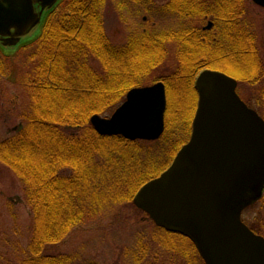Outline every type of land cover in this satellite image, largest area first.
I'll list each match as a JSON object with an SVG mask.
<instances>
[{
	"label": "trees",
	"instance_id": "16d2710c",
	"mask_svg": "<svg viewBox=\"0 0 264 264\" xmlns=\"http://www.w3.org/2000/svg\"><path fill=\"white\" fill-rule=\"evenodd\" d=\"M116 1L118 13L133 9L136 18L146 14L150 20L129 31L123 45L110 44L105 34L102 12L107 0H64L28 45L34 47L31 60L37 59L25 83L30 112L21 114L22 124L0 140V163L22 184L32 213L27 250L18 264H74L72 256L46 250L74 228L117 209L140 211L132 203L137 189L165 170L189 138L197 101L193 82L199 71L219 70L248 84L263 76L245 22L249 0H168L153 9L142 5L151 0ZM164 16L177 26L162 29ZM194 19L213 25L202 30L189 23ZM167 43L175 46L177 67L160 78L166 96L161 137L147 145L99 135L90 117L107 114L129 89L146 82L164 63ZM226 54L237 62L226 64L221 59ZM91 59L99 62L102 73L90 65ZM151 223L158 233L151 237L184 254L174 240L178 235ZM245 223L264 236L263 229Z\"/></svg>",
	"mask_w": 264,
	"mask_h": 264
},
{
	"label": "water",
	"instance_id": "95a60500",
	"mask_svg": "<svg viewBox=\"0 0 264 264\" xmlns=\"http://www.w3.org/2000/svg\"><path fill=\"white\" fill-rule=\"evenodd\" d=\"M57 0H0V43L12 52L35 35ZM264 8V0H251ZM13 30L14 33H10ZM237 82L204 69L194 80L197 95L188 141L170 165L132 198L155 226L187 238L204 264H264V237L241 220L264 190V120L236 93ZM161 81L130 89L108 118L90 117L101 136L156 140L164 130Z\"/></svg>",
	"mask_w": 264,
	"mask_h": 264
},
{
	"label": "rangeland",
	"instance_id": "374dc122",
	"mask_svg": "<svg viewBox=\"0 0 264 264\" xmlns=\"http://www.w3.org/2000/svg\"><path fill=\"white\" fill-rule=\"evenodd\" d=\"M116 2V0H107L103 8L102 20L110 44L120 46L125 43L129 31L139 27L142 17L145 19L143 23H148L150 20L146 14H141L136 18L133 9L130 11L121 9L118 13V9L114 5ZM166 3L167 0H155L150 4L142 2V5L153 9L161 8ZM247 3L245 22L248 31L254 36L257 55L263 65V76L254 84L237 82L236 93L249 108L256 111L264 120V9L252 5L251 2ZM164 18L165 24L161 26L162 29L177 26L173 19H168L169 17L165 16ZM206 21L194 19L189 23L193 27L200 28L206 24ZM43 24H40L37 30L41 31ZM165 48L164 63L151 71L146 82L135 87L149 86L162 81L160 78L167 77L176 70L175 46L167 43ZM33 52L34 47H29L13 54V56L6 53L8 58H4L0 54V140L9 137L22 124L21 114L30 112V102L25 90V83L37 62L35 58L31 60ZM221 59H224L226 64L231 65L237 62L235 59L229 58L227 54ZM90 65L98 73H102L99 62L91 59ZM182 91L185 92V88ZM126 93L110 112L98 116L110 117L125 100ZM173 94L175 97L176 93L173 92ZM179 95H177L178 102H180ZM158 139H137L134 141L144 142L148 145ZM151 151H153V155L155 153V156L158 153L156 148L151 149ZM261 198L241 213L242 221L263 229L260 232L264 231V197ZM151 222L148 215L142 211L120 208L115 210L113 215L74 228L59 244L48 248L46 254L60 253L72 256L74 264L88 262L96 264H204L194 245L182 235L173 233L182 237L181 239L175 236L174 240L180 251L185 254H183L184 256L175 253L174 247H167L168 244L164 243L160 244V240L151 237L153 233L158 234ZM31 224L32 213L23 196L22 184L9 168L0 163V264H18L19 258L27 250Z\"/></svg>",
	"mask_w": 264,
	"mask_h": 264
},
{
	"label": "flooded vegetation",
	"instance_id": "af4514ba",
	"mask_svg": "<svg viewBox=\"0 0 264 264\" xmlns=\"http://www.w3.org/2000/svg\"><path fill=\"white\" fill-rule=\"evenodd\" d=\"M32 2H33V4H34V6H35V8H37L36 9V12H38L39 11V9H38V6H39V4H40V2H39V0H31ZM151 1H155V0H151ZM168 1V0H167ZM250 1V0H249ZM62 2H64V0H57L56 1V4L52 7V9L54 8V7H56L57 5H59V4H62ZM252 3V2H251ZM252 5H254L253 3H252ZM254 6H256V5H254ZM258 7V6H257ZM52 9H49L47 12H45L44 13V15H43V17H42V21L44 22V21H47V19H48V17H49V14H50V12H51V10ZM142 21L144 22L145 21V19H144V17H142ZM212 22L210 21V20H207L206 21V24L203 26V27H201V29L202 30H210L211 29V27H212ZM38 32H39V30H37V34H38ZM10 33H12V35H13V33H14V31L13 30H11L10 31ZM29 37V36H28ZM26 38V39H24V40H21V41H19L14 47H17L15 50H13L12 52H9L8 50H5L4 48H3V46L0 44V54L1 55H3L4 56V54H6V53H10V56H13V54H16V53H18L19 51H22L23 49H25V48H28L29 46V44L32 42V39L34 38V35H32L30 38ZM32 38V39H31ZM2 38H0V43H2ZM9 57V56H8Z\"/></svg>",
	"mask_w": 264,
	"mask_h": 264
}]
</instances>
